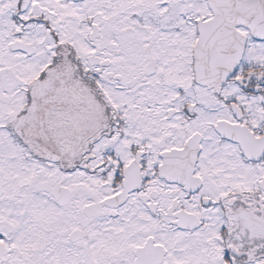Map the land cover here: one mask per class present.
<instances>
[{
	"label": "snow or ice",
	"instance_id": "1",
	"mask_svg": "<svg viewBox=\"0 0 264 264\" xmlns=\"http://www.w3.org/2000/svg\"><path fill=\"white\" fill-rule=\"evenodd\" d=\"M0 264H264V0H0Z\"/></svg>",
	"mask_w": 264,
	"mask_h": 264
}]
</instances>
